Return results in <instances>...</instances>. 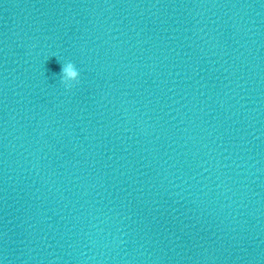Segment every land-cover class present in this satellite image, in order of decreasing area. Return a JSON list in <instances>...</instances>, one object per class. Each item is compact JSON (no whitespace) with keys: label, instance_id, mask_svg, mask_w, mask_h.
<instances>
[{"label":"clouds","instance_id":"obj_1","mask_svg":"<svg viewBox=\"0 0 264 264\" xmlns=\"http://www.w3.org/2000/svg\"><path fill=\"white\" fill-rule=\"evenodd\" d=\"M63 71L69 75L73 80H75V84L79 83V76H80V73L79 71L77 70V68L75 67V65L71 62H68L66 63L64 66H63ZM61 83H63V76L61 77ZM66 89H71V88H67L65 87Z\"/></svg>","mask_w":264,"mask_h":264}]
</instances>
